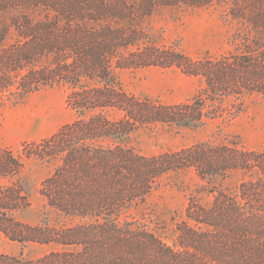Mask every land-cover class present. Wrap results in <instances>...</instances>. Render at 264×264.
I'll use <instances>...</instances> for the list:
<instances>
[{
  "label": "trees",
  "instance_id": "1",
  "mask_svg": "<svg viewBox=\"0 0 264 264\" xmlns=\"http://www.w3.org/2000/svg\"><path fill=\"white\" fill-rule=\"evenodd\" d=\"M215 3L242 27L222 54L192 57L150 24L161 11ZM145 67L178 68L202 85L179 103L126 90L122 72ZM59 87L75 120L18 153L0 148V233L21 244L0 251V264H264V148L202 141L148 156L128 145L141 127H203L264 96V0H0V110ZM34 162L54 163L41 193L58 227L17 217L32 205L22 174ZM187 169L208 185L245 178L236 193L213 185L209 203L192 197L172 244L122 220L163 175ZM33 243L58 248L31 258Z\"/></svg>",
  "mask_w": 264,
  "mask_h": 264
},
{
  "label": "rangeland",
  "instance_id": "2",
  "mask_svg": "<svg viewBox=\"0 0 264 264\" xmlns=\"http://www.w3.org/2000/svg\"><path fill=\"white\" fill-rule=\"evenodd\" d=\"M153 31L165 42H179L192 57L204 54L218 55L234 49L241 25L228 15V7L215 3L186 12L161 11L151 19ZM126 90L138 96H149L165 103H179L192 97L202 82L178 68L145 67L126 69L121 74ZM69 90L59 87L34 93L23 103L0 110V148L9 147L15 153L24 142L40 141L75 120V111L67 102ZM202 141L214 143H241L260 150L264 148V96L255 94L247 98L244 112L234 118H219L199 128H174L161 124L141 127L134 131L128 145L148 155L197 144ZM54 163H31L22 177L32 205L18 213L17 217L29 224L49 220L58 227L61 221L57 213L46 206L41 193L42 182L53 171ZM234 172L214 184L204 183L194 169L169 172L159 180V187L145 202L134 206L126 217L144 224L165 242L172 244L178 236V225L186 220V210L192 197L209 203L213 185L237 192L244 179ZM124 218V219H123ZM74 222H80L76 218ZM71 223V222H69ZM73 223V222H72ZM58 248L54 244H30L24 250L31 258H38ZM21 244L0 233V251L18 254Z\"/></svg>",
  "mask_w": 264,
  "mask_h": 264
}]
</instances>
